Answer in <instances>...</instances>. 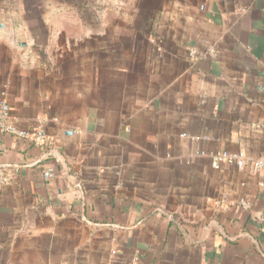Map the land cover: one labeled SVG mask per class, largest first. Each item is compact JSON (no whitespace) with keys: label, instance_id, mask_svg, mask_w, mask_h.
<instances>
[{"label":"crops","instance_id":"obj_1","mask_svg":"<svg viewBox=\"0 0 264 264\" xmlns=\"http://www.w3.org/2000/svg\"><path fill=\"white\" fill-rule=\"evenodd\" d=\"M1 100L0 264H264V0H0Z\"/></svg>","mask_w":264,"mask_h":264},{"label":"built area","instance_id":"obj_2","mask_svg":"<svg viewBox=\"0 0 264 264\" xmlns=\"http://www.w3.org/2000/svg\"><path fill=\"white\" fill-rule=\"evenodd\" d=\"M191 58H196L194 52H189ZM11 110L8 104L4 101H0V131L13 138L25 140L35 146L43 147L47 143V136L42 125H38L34 130L27 131L20 129L16 124L10 121ZM1 149V148H0ZM222 165L234 166L236 168H242L245 165L243 155L238 152L221 151L217 152L212 157V166L219 168ZM254 171L264 170V157L257 159L252 164ZM45 177H49L48 173H44ZM3 182H7L6 178H3Z\"/></svg>","mask_w":264,"mask_h":264}]
</instances>
